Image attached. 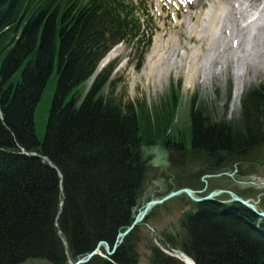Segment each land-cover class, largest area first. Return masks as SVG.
<instances>
[{"label":"trees","instance_id":"trees-1","mask_svg":"<svg viewBox=\"0 0 264 264\" xmlns=\"http://www.w3.org/2000/svg\"><path fill=\"white\" fill-rule=\"evenodd\" d=\"M136 11L125 0H0V264H70L101 241L113 246L140 208L143 143L178 137L235 161L264 150V84L245 94L238 123L205 125L192 113L188 131L177 128L174 85L153 113L114 95L111 69L82 91L114 45L139 53L149 45L152 31ZM55 82L40 141L35 114ZM237 213L201 205L182 218L170 248L196 264H264V236L253 227L264 224L241 205ZM138 230L111 259L88 264H141ZM147 264L182 263L151 248Z\"/></svg>","mask_w":264,"mask_h":264},{"label":"rangeland","instance_id":"rangeland-1","mask_svg":"<svg viewBox=\"0 0 264 264\" xmlns=\"http://www.w3.org/2000/svg\"><path fill=\"white\" fill-rule=\"evenodd\" d=\"M133 1L137 2V6L139 8L138 15L142 21L149 22V26L154 28L152 46H154L155 41H157L159 36L163 40L165 46H167L168 43L170 44V38L177 35L181 37V33L186 32L187 25L189 23L196 25L197 23L195 22H197L201 13L205 11L213 2V0H200L196 2V10L187 12V9H184V14H182V17H180L179 20L181 21L183 19L181 21L182 23H177L175 22L178 15L176 7L177 0H173V3H168L167 1L165 2L166 8H168L169 11L167 12L166 10L163 13V17L158 15L159 9L157 8L159 4L157 3V0ZM192 18H194V20ZM191 19L192 22H190ZM183 23L186 25L182 26L181 24ZM143 24L146 26V22ZM254 30L255 29L251 30L252 34L249 36L257 34L255 32L253 33ZM228 31L230 33V30ZM233 38L235 37L232 36L229 45L231 47L234 46L232 48L237 49L238 44L236 45L231 42ZM234 43H239V41H235ZM195 45L196 44L194 42L189 44L190 47H194ZM122 46V54L111 61V63L116 64L113 73V81L115 82L113 93L115 96L118 97V99L120 98L123 103H133L137 105L139 102L142 105L145 104L149 110L153 111L155 107L161 104L166 98L168 91L170 90V86L174 83L182 95L180 111L178 114L179 131L191 130V111L203 116V119H206L204 121L205 125L214 126L223 122L237 123L241 119L240 111L243 96L252 88H256L257 86L264 84V69L258 70L256 68L258 67L257 65L246 66V68L241 66L244 70L241 81L242 84L238 87L237 76L242 68H238L239 65H235L232 58L229 60L230 64L225 72L219 73V69L218 71L216 69V74L211 78V80L206 82L204 79H201V76H198L197 80L190 87L186 86L188 73H180V70L171 71L164 77L162 83L156 84V86H150L149 84L146 85V80H142L143 82L139 80V83L134 84V79L143 75L149 52H151L152 49L149 50V52L144 56L143 61H141L139 58L130 54L131 51L129 47L125 44ZM182 54H184V52H182ZM163 58L162 61H165ZM248 58V61H251L254 57L251 55L248 56ZM210 60L211 58L207 57L204 64L210 62ZM234 60L236 62L237 59L234 58ZM175 61L176 59L173 62ZM178 61L181 60L178 58ZM199 64H201V61ZM91 83L92 82L90 81L86 84L85 88L87 89ZM56 87V82L49 85L35 114L36 134L40 141H44ZM237 89H239V97L235 99ZM204 108L208 112L207 114L203 111ZM252 160L256 162L255 165L252 166V174H250L249 163H251V159L249 156L246 164L242 166L243 178H232V176L220 177L216 180V183L225 185L226 189H232L238 192L242 191L243 195H245L247 199H250V201L257 206L258 212L260 213L262 211L264 212V150L257 154V156L254 154ZM177 203V201H173L166 204L164 207L160 206L153 209L150 213L156 214L159 221H148L149 223L147 222L143 226L139 227L137 235H140V244L138 247L141 262L145 263L146 260L148 261L150 249L154 248L155 245H157L160 249H163L162 246L165 238L157 236L155 233L158 235H160L159 233H162V235L164 233L176 235V233L179 232L180 229L178 221L180 217L178 215L180 214L181 209L177 207ZM167 209H171L169 213L165 212ZM153 240L155 241V245ZM164 252L169 254L167 251Z\"/></svg>","mask_w":264,"mask_h":264},{"label":"bare ground","instance_id":"bare-ground-1","mask_svg":"<svg viewBox=\"0 0 264 264\" xmlns=\"http://www.w3.org/2000/svg\"><path fill=\"white\" fill-rule=\"evenodd\" d=\"M247 18H251L252 21L249 23L245 21L242 25L241 22ZM181 21L177 23H182ZM195 23L197 24L189 23L186 32L181 33V37L177 35L170 38L172 43L168 42L171 45L168 43L165 46L159 36L148 55L143 75L134 79V84L139 83V80H146V85L156 86L162 83L168 73L180 70V73H188L186 86L190 87L198 76L206 82L216 74V69L217 71L219 69V73L225 72L231 58L235 65H239L238 68L257 65L258 70L264 69V0H213ZM253 29H255L253 33L257 34L249 36ZM230 34L235 37L231 41L233 44L239 41L237 49L229 45L232 39ZM191 42L196 45L190 47ZM122 52V46L116 47L102 62L101 67L119 57ZM251 55L254 58L248 61V56ZM207 57L211 60L204 64ZM162 58L165 61H162ZM178 58L181 61H178ZM234 58L237 59L236 62ZM175 59L176 61L173 62ZM200 61L201 64H199ZM242 76L243 72L239 71L238 87L242 84ZM238 97L239 89H237L235 99ZM180 258L187 264L192 263L185 256H180Z\"/></svg>","mask_w":264,"mask_h":264},{"label":"flooded vegetation","instance_id":"flooded-vegetation-1","mask_svg":"<svg viewBox=\"0 0 264 264\" xmlns=\"http://www.w3.org/2000/svg\"><path fill=\"white\" fill-rule=\"evenodd\" d=\"M165 145L168 149L174 150L170 157V165L168 167H148L143 191V194L147 197H159L170 191L188 188L198 198H205L211 193L219 194L223 191H230L245 198L242 191L226 189L225 185L216 183L217 179L226 177V174L230 172L226 154L221 152L214 153L196 147L193 143L189 147L179 142L165 143ZM234 166L233 177L243 178L242 164L236 163ZM229 176L231 177V175ZM178 198L180 202H178L177 207L181 209V213L186 211L198 212L201 205L206 204L205 202L195 203L187 195H182ZM222 198L223 195L219 194L216 198L217 201L214 203L221 206Z\"/></svg>","mask_w":264,"mask_h":264},{"label":"water","instance_id":"water-1","mask_svg":"<svg viewBox=\"0 0 264 264\" xmlns=\"http://www.w3.org/2000/svg\"><path fill=\"white\" fill-rule=\"evenodd\" d=\"M140 152H141L143 160H147L149 157H152V160L149 162V165H152L153 167H159V166H166L167 167L170 164L169 158H170V154L173 152V150H168L165 147H162L159 145H153V146L142 145V146H140ZM183 193L188 194L193 200H195L197 202L207 201L214 196V194H212L209 198L199 200L193 196L191 190L184 189V190H180L177 192H173L160 201H152L146 205L144 211L135 219V221L133 222L131 227H129L127 229V231H125L124 233L118 234L117 240H116L115 246L112 249V252H110V245L107 242H100L98 245V248L95 251H93L92 253L87 255L86 258L79 260L76 264H86L93 256L98 254L99 249L102 246H105L106 251L108 252L109 256H112L115 253L116 249L118 248V245L121 243V240L124 239L138 224L142 223V221L145 219L148 211L153 206L162 204V203L166 202L167 200H170L171 198L178 196L180 194H183ZM234 200L237 201L238 203L242 204L243 206L250 208L258 216L264 217V214L259 213L257 211L256 206L249 204V202L244 201L235 195H234ZM228 207H231V204H229Z\"/></svg>","mask_w":264,"mask_h":264}]
</instances>
